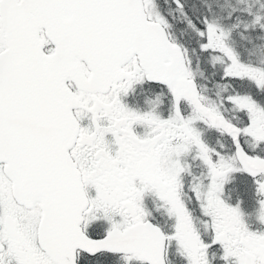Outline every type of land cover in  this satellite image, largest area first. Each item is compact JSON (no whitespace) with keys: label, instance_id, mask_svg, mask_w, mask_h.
<instances>
[{"label":"snow or ice","instance_id":"6c2138e0","mask_svg":"<svg viewBox=\"0 0 264 264\" xmlns=\"http://www.w3.org/2000/svg\"><path fill=\"white\" fill-rule=\"evenodd\" d=\"M0 264H264V0H0Z\"/></svg>","mask_w":264,"mask_h":264}]
</instances>
